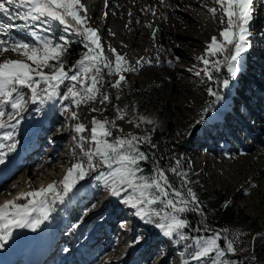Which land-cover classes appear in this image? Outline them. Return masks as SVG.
<instances>
[{
	"label": "rangeland",
	"instance_id": "rangeland-1",
	"mask_svg": "<svg viewBox=\"0 0 264 264\" xmlns=\"http://www.w3.org/2000/svg\"><path fill=\"white\" fill-rule=\"evenodd\" d=\"M83 1L85 0H81V3ZM172 2V0H163V2L161 0H98V3L92 7L93 13L86 17L87 26L97 30L104 55L112 62L113 67L115 57L119 55L126 61L124 68L129 69L132 64L146 59L152 53H157L159 49L182 46L183 40L172 37L170 32L164 31L163 25L159 23V17L163 14L168 15L169 18L177 17L178 14L172 9ZM211 5L216 7L214 0ZM6 7L10 9L9 13L0 12V26L6 29L0 31V39L9 42L19 40L35 43L37 41L30 34L32 30H35L43 39L54 43L67 42V50L62 56L65 65L68 60L67 51L72 46L80 45L82 55L88 50L86 47L88 42L77 35L74 28L68 27L66 30V26L58 21H50L48 24L29 21L26 27L24 21L18 18L12 19L17 11L23 14L26 6L19 9L11 5H6ZM178 7L181 8V6ZM37 24L40 27H35ZM165 27L169 30V25ZM154 37L159 39L160 45L150 48L149 45ZM112 49L115 51L113 52ZM204 52L205 49L196 50L195 59L192 58L190 63L201 65L202 69L203 64L196 57L203 55ZM4 55L11 59H21L13 52ZM217 58L222 59V57L212 59ZM183 59L184 57L174 54L170 63L144 66L132 72L116 73L113 71L109 74L108 69H103L104 83L100 86L101 93H106L110 97L109 101L104 103L100 102L102 95L98 94L95 101L81 104L77 108L71 104L70 100L65 101L58 96L48 101L49 104L47 101L44 104L31 103V107L39 106L37 107L39 110L47 108L49 110L47 118L50 123L54 121L60 127L64 122H67L68 128H74L76 123L85 124L88 128V131L82 133L85 136L89 134L92 118L95 117L100 120L107 118L115 121V128H111V124L108 125L115 137L128 133L147 137L148 142L140 143L139 148L149 157L148 160L142 162L144 164L147 162L150 168H141L140 174L150 175L157 166L165 170L176 167V161L179 160L177 170L187 173L185 177L187 187H182L181 178L175 173L166 171V175L173 187L185 193V198L190 199L187 197L188 187L195 193L199 206L189 204L190 209L204 211L207 217L218 222V228L224 229L225 233L224 235L221 233V239L218 241L221 247L225 245L223 237L226 236L233 241L235 251L225 252L223 259L230 261V264H241L240 257H242V261L245 260L250 264H264V0H254L246 51L241 53L236 62V77H232L227 72V68L222 66L219 73H214L213 81H208L203 74L197 82L187 81V78L177 69ZM75 71L76 69L73 68L70 74H74ZM119 75H124L125 80L121 82L120 87H113ZM224 79L229 80L227 87L222 84ZM65 83L70 86L69 82ZM236 85L241 86L237 89ZM209 86L218 91L221 97L219 100L209 96L206 91ZM23 91L27 98L30 93L26 89ZM65 92L66 87L64 86L60 94ZM196 93L202 99L200 105L193 99ZM213 101H215L214 104ZM219 101L229 103L226 110L217 109L215 105ZM210 104L212 105L210 110L204 111ZM92 108L99 109V111H91ZM117 109H125L126 115L123 119H117ZM5 111H11L10 106H7ZM31 111L32 108L24 115V120L19 123L18 127L13 130L14 133L21 128V123L24 128L29 122L30 126L33 124ZM72 111L78 113V119L71 118ZM152 111H159L164 121L163 127L156 122L144 123L136 119ZM213 114L221 115V121L212 119ZM51 126L53 127L54 123ZM57 130L52 129L54 133ZM73 134L76 136L75 139L71 138V134L63 136L60 154L65 156L61 160L54 161L57 163L55 167L53 163L47 164L49 159L37 165L36 162L41 161L43 155L35 150L34 153H39L38 158L34 163L28 162L27 165L30 166L28 169L34 171L39 167L45 173L35 174L34 171L30 174L31 177H35V183L27 191L38 190L53 181L59 182L73 163L80 162L82 159L86 162L80 145L82 144L86 151L89 148L88 139L80 141L77 138L78 134ZM17 138L19 142H22L20 145L22 153L27 152L34 139L29 135H25L24 139L23 135H18L14 137V141ZM11 142L0 140V143ZM4 152L5 157L8 158H4V162L0 163V168L15 161L16 155L9 156L12 152H8L6 148ZM51 153L55 157V154ZM28 157L26 156V159ZM100 171L109 170L101 167L97 171H89L88 175L79 181L65 198L64 204L58 206L55 203L52 206L49 219L44 221L46 223L44 229L37 232L35 239L34 235L26 238L25 235L31 232L29 228L13 229L12 236L7 241H0V244L7 242L10 246L16 237V242H18L12 249L22 247L23 250L16 253L15 258L27 255L24 245L29 244V248L34 247V251L35 249L40 250L41 242L45 246L52 238L50 240L52 247L59 241L61 247L73 250L72 256H75L74 252H76L77 260L82 261L80 264H159L164 262L169 254H172L177 264H182V260H187L188 264H201V262L191 260L188 255L195 247L193 238L207 237L218 231H210L209 235H197L186 228L183 232L188 239L180 240L174 234L179 242V251L175 245L162 260L155 261V255L162 247L159 243L153 245L142 243L140 239L145 238L150 225L155 224L157 222L155 220L160 217H152L153 222L148 223L135 215L138 228L134 235L131 229L125 227L127 220L121 222L124 227L119 230V222H117L119 217L127 218L122 214L118 215V211L113 212L124 193H121L120 197L112 195L110 200L106 198L108 188L103 185V181L96 179ZM46 173H48L47 177L42 180ZM27 175V171L24 170L18 173L17 177L21 179ZM8 177L9 174L4 179ZM39 180H42L41 183ZM68 200L69 204H67ZM100 211H102L101 214H99ZM231 213H233L232 216ZM184 214L185 212L180 213L181 218ZM114 217L117 218L116 222L113 220ZM113 227L116 228V234L112 232L111 234L115 240L108 241L111 234L107 231L110 228L112 231ZM31 239L33 241L29 242ZM116 240L122 242L120 247H115ZM7 248L1 249L5 251ZM115 250L117 252L112 254ZM182 254H186L187 257L184 256V258ZM5 255L0 257V264H9V261H6L9 258H5ZM203 264H211V259L204 261Z\"/></svg>",
	"mask_w": 264,
	"mask_h": 264
},
{
	"label": "snow or ice",
	"instance_id": "snow-or-ice-1",
	"mask_svg": "<svg viewBox=\"0 0 264 264\" xmlns=\"http://www.w3.org/2000/svg\"><path fill=\"white\" fill-rule=\"evenodd\" d=\"M214 4L216 7L209 8L208 11L213 15L217 12L221 14L220 23L223 27L219 32L220 39L213 35L204 54L196 57L202 62L203 68L196 71L195 75L200 76L202 72L208 81L215 79L214 73H219L222 66L227 68V72L232 77H236V62L241 53L246 51L254 0H214ZM6 5L17 9L26 6L23 14L17 11L15 16H12V19L18 18L24 21L26 27L29 21H39L43 24L58 21L66 26V30L68 27L74 28L75 33L88 42L86 44L88 50L72 65V68H67L62 60L67 50V42L54 43L43 39L35 30L30 33L37 41L35 43L19 40L9 42L0 39V56L13 52L21 57V59L0 60V118L7 117L6 121L0 119V129H15L28 103L44 104L59 96L62 100H70L71 104L78 108L81 104L95 101L98 94L102 95L101 103L107 102L110 97L106 93H101L100 87L104 83L103 69H108L109 74L113 71L121 73L135 70L124 68L126 61L119 55L115 57L113 67L112 62L104 55L97 30L87 26V18L81 14L82 11H86L81 0H0V12L5 14L10 12ZM35 27L38 28L40 25L37 24ZM5 30L3 26H0V31ZM112 51L115 50L112 49ZM215 57H222V59H212ZM137 63L140 62L137 61ZM195 67L193 65L189 71H193ZM73 68L76 71L70 74ZM124 80V75H119L113 87H120ZM66 81L70 83V86L66 85ZM222 84L227 87L229 80L224 79ZM62 85L66 87V92L60 94ZM25 89L30 93L27 98L23 91ZM206 91L216 100L221 98L212 86H209ZM212 103L214 104L215 101ZM5 106H10L11 111H5ZM211 106L210 104L204 111L210 110ZM91 111H99V109L92 108ZM117 113V119H123L126 115L125 109H117ZM71 118L78 119V113L72 111ZM136 119L143 122L146 118L138 116ZM148 123L151 121L148 120ZM109 124L111 128L116 127L115 121L93 117L91 135L85 137L82 133L88 131V128L83 123H76L74 131L78 134L79 140L88 139L92 145L86 151L83 145H80L86 162L82 159L80 162L73 163L59 182L53 181L38 190L20 192L12 199H6L0 203V241H7L12 236L13 229L29 228L35 231L49 219L52 206L57 201L63 202L89 171H97L101 167L109 171H100L96 177L97 181H103V185L113 196L120 197L121 193H124L121 202L135 209L134 215L148 223L153 222L152 217H160L156 227L160 228L166 236L172 237L175 234L180 240L188 239L183 232L188 227V221L181 218L180 213L189 211V204L198 207L197 197L188 187L187 197L190 199L185 198V193L173 187L166 175V171L175 173L181 178L182 187H187L185 179L187 173L177 170L180 161H176V167L167 170L157 166L150 175L140 174L142 172L140 162L148 160L149 157L140 150L139 144L147 143L148 138L128 133L108 139L113 137ZM0 139L12 141L0 143V163H3L6 155L3 149L6 148L8 152H12L16 148L14 132L4 131ZM193 239L194 250L188 253L191 260L203 264L210 258L211 264H230V261L223 259L225 252L235 251L233 241L228 237H223L224 247L218 243L221 239L219 232ZM182 264H188V261L182 260Z\"/></svg>",
	"mask_w": 264,
	"mask_h": 264
},
{
	"label": "bare ground",
	"instance_id": "bare-ground-1",
	"mask_svg": "<svg viewBox=\"0 0 264 264\" xmlns=\"http://www.w3.org/2000/svg\"><path fill=\"white\" fill-rule=\"evenodd\" d=\"M172 9L175 10L174 13L176 12L178 15L177 17H173V18H169L168 15H162L161 17H159V23L161 25H163V30L164 31H169L170 34L172 35V37L177 38V39H181L183 40V44L182 46L180 45V43H177V45H180V47H176L173 46L170 49H159L157 51V53H152L151 55H149L146 59H142L139 62L140 63H135L134 65L132 64L129 69H135L137 71V69H139L140 67H144V66H154V65H162L163 63H170L172 61V56L174 54H178L181 57H184L183 61L181 62V65L177 66V69L183 74V76H185L187 78V81L189 80H194V81H199V79L202 77V72L200 76L195 75L196 71H200L201 65H195V69L193 71H189V69L193 68V64L190 63V60L194 58V52L196 50H200V49H205L207 44L210 42L211 37L213 35L217 36V38L219 37V32L221 30V28L223 27V25L220 23V15L219 12H217L215 15H213L211 12L208 11L209 8H212L211 2L212 0H172ZM98 3V0H85L82 2V4L85 6L86 11H82L81 14L84 16H89L93 13L92 11V7L95 6ZM178 6H181V8H179ZM183 7V9H182ZM171 15V14H170ZM165 25H169V30H167V27H165ZM9 33V32H8ZM165 33V32H164ZM7 34V33H6ZM160 42L159 39L157 37H154L151 40L150 43V48H155V47H159ZM185 45L187 47H185ZM188 47L190 49H188ZM202 51V50H201ZM203 53V52H201ZM18 56H16L17 58ZM1 60L9 58L6 55H2L0 56ZM134 70V71H135ZM133 70L130 71H126V72H132ZM200 85V84H198ZM198 87V86H197ZM195 102L200 105L201 104V97H199V95L196 93L194 95ZM227 105H229V103L227 101H219L216 103V107L218 110L224 111L227 109ZM30 110L29 104H27L26 108L24 109V111L21 113V118H20V122H22L24 120V115ZM145 117V121H143L144 123H148V120L151 121V123L156 122L160 125V127H163V120L159 115V111H152L149 114H147ZM221 115L219 114H213L211 116L212 119H217L219 121H221L220 119ZM0 119H4L5 121L7 120V117H3ZM56 123V122H51L50 120L47 118V121H45L42 124H39L37 126H31L30 129L32 130V134L29 135L30 138H33V142H31L30 148H31V153L29 154L28 151L23 153V157L15 158V161H11L8 164H6L4 167L0 168V203L6 199L12 198L13 196H15L16 194L20 193V192H25L27 191L30 187H32L35 183L34 181V176H30V174L34 173L35 174L37 172H44L43 170H41V168H36L34 169V171H30L28 168H30V166H28L27 164H29L28 162H32L34 163V161L36 162V158H38L39 153H42L43 155V159L41 161L36 162L37 165H39L41 162H44L45 159H49V161L47 162L48 165L53 163V167L56 166L57 163H55V160H61L63 159L62 154H60L61 151V141L64 138L63 136L67 134L66 133H62L55 135L54 134V129L57 130L58 128H60V125H58V127L54 128L52 131V126L51 124ZM65 125H67V122L65 123ZM19 125V124H18ZM17 125V127H18ZM14 129H0V136H2V133L4 131H13ZM61 135V136H59ZM46 136H50L49 138L51 140H48L46 138ZM56 136V137H55ZM65 136V137H66ZM55 137V138H54ZM41 138V139H40ZM54 138V140H53ZM2 140V139H0ZM54 141V142H53ZM5 142V141H4ZM10 142V141H7ZM54 145V147H53ZM53 148H52V147ZM29 148V149H30ZM39 148V149H38ZM28 149V150H29ZM35 150H38L39 153H34ZM4 151V149H3ZM43 151V152H42ZM55 154V157L52 156V153ZM19 156L22 153V150L19 149ZM64 153V152H63ZM22 155V154H21ZM26 156H29L26 159ZM6 158V157H4ZM40 158V156H39ZM11 159V158H10ZM17 159V160H16ZM22 159L21 164H19L20 160ZM212 159V158H211ZM55 161V162H54ZM200 163V161L198 162V164ZM27 171V177L24 178V176L19 179L20 177H17L18 173H22ZM218 170V169H217ZM12 173V174H11ZM38 173V174H39ZM214 173V171H213ZM9 174V177L7 179L6 175ZM11 174V175H10ZM47 174H44V177L42 178V180H44L47 177ZM46 175V176H45ZM29 178V179H28ZM5 180V181H4ZM42 180H39V183H41ZM3 184V185H2ZM7 192V194H6ZM3 194V195H2ZM102 211L99 212V214H101ZM114 222H116L117 218L114 217ZM123 222L126 221V219L122 218V216L119 217L117 222ZM122 224V223H121ZM124 230L126 228H123ZM30 230V229H29ZM28 230V231H29ZM116 228L113 227L112 229V234H116L115 232ZM123 233V232H122ZM122 233H118L120 235H122ZM112 234L108 237V241H114L115 237L112 236ZM117 234V236H118ZM116 236V235H115ZM52 238H50L51 240ZM33 239H31L29 242H32ZM107 241V242H108ZM95 243V241H93ZM106 242V243H107ZM122 244V242H119V240H116L115 242V247H120V245ZM41 249H35L34 251V247H30L29 244L24 245V250L26 251L27 255L23 256V257H16L15 258V254L18 253L19 247L17 248V252L15 254L12 255V259L15 261L16 263H20V264H47L46 260L43 259V257H39V253H41V251H43L44 249V243L41 242ZM3 246V244H2ZM12 246V244H10L9 248ZM110 246V245H109ZM51 250H55V247L50 246ZM104 247V246H103ZM15 249H10L9 252H12ZM23 248L19 251L22 252ZM104 250V249H103ZM106 250V249H105ZM114 252H117V250L113 251L112 254ZM8 253H6L5 258L7 256ZM2 257H4V255H2ZM15 258V259H14ZM68 258V256H66L64 259L66 260ZM10 259V258H9ZM6 260L9 261L10 260ZM5 261V262H6ZM35 262V263H33ZM165 263H170V264H177V262H175L174 257H172V254L167 255L166 259L164 262H160L159 264H165ZM15 264V263H14ZM69 264H78L77 262L75 263L74 261L70 262Z\"/></svg>",
	"mask_w": 264,
	"mask_h": 264
},
{
	"label": "trees",
	"instance_id": "trees-1",
	"mask_svg": "<svg viewBox=\"0 0 264 264\" xmlns=\"http://www.w3.org/2000/svg\"><path fill=\"white\" fill-rule=\"evenodd\" d=\"M81 49L82 48L80 45H74V46H72L71 49H68V51H67L68 60L66 63L67 68H70L74 62H76L77 60L82 58L83 55L80 53ZM63 89H64V86L61 88L60 93H62ZM114 137L115 136L113 133V137H111V139ZM140 167L141 168H143V167L150 168V166L147 162H145V164H144V162H142V161L140 162ZM21 202H25V201H21ZM69 203H70V201L68 200L67 204H69ZM68 206H70V205H68ZM232 215H233V213H231V216ZM159 219L160 218H158L155 221H159ZM183 219H186L188 221V227H187L189 229L188 231L193 233V234L197 233V235H204V234L209 235L213 231H218V232L222 233L223 235L225 233L224 229L217 227L218 222H214L212 218L207 217L205 215L204 211H202V210L190 209L189 211L185 212ZM184 256L187 257L186 254H184ZM240 258H241V262H240L241 264H250L245 260L242 261V259H243L242 257H240Z\"/></svg>",
	"mask_w": 264,
	"mask_h": 264
}]
</instances>
